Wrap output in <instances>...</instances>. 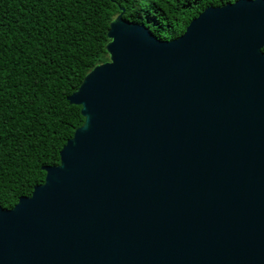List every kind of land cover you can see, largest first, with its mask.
<instances>
[{
	"label": "water",
	"instance_id": "water-1",
	"mask_svg": "<svg viewBox=\"0 0 264 264\" xmlns=\"http://www.w3.org/2000/svg\"><path fill=\"white\" fill-rule=\"evenodd\" d=\"M107 38L59 164L0 207V264H264V0Z\"/></svg>",
	"mask_w": 264,
	"mask_h": 264
},
{
	"label": "trees",
	"instance_id": "trees-1",
	"mask_svg": "<svg viewBox=\"0 0 264 264\" xmlns=\"http://www.w3.org/2000/svg\"><path fill=\"white\" fill-rule=\"evenodd\" d=\"M234 1L0 0V207L29 197L44 182L42 168L59 164L83 123L67 98L108 61L107 31L117 15L165 41L206 7Z\"/></svg>",
	"mask_w": 264,
	"mask_h": 264
}]
</instances>
